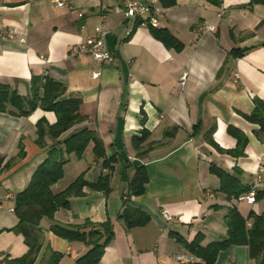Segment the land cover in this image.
<instances>
[{"label":"crops","instance_id":"obj_1","mask_svg":"<svg viewBox=\"0 0 264 264\" xmlns=\"http://www.w3.org/2000/svg\"><path fill=\"white\" fill-rule=\"evenodd\" d=\"M140 1L160 6L156 28L177 38L180 50L167 48L140 19L125 17L124 0H71L83 12L81 17L67 6H54L53 0H0V83L29 98L32 76L46 75L81 97L79 112L86 118L56 139L46 133L39 144L36 123L41 118L54 123L53 111L37 106L28 116L0 112V264L29 248L24 234L15 231L19 219L14 197L52 146L63 161V175L52 185L53 192L81 174L88 182L108 175L110 191L86 185L52 219L41 217L33 264L46 263L52 253L60 254L59 264H73L87 247L54 234L50 225L85 220H109L113 229L95 264H196L201 259L184 242L197 235L203 246L225 239L229 208L245 218L250 211H264L262 199L250 205L229 198L210 171L211 164L228 173L238 167L244 184L256 175L264 179V140L254 133L258 126L242 115L253 109L254 96L264 100V5H250V0H177L173 5ZM100 25L107 29L105 47L112 60L74 53ZM202 25L211 30L200 31ZM9 28L15 31L11 39L2 34ZM235 50L245 51L238 55ZM228 126L247 137L241 156L221 153L209 141L233 149L237 140ZM84 127L96 131L106 157L115 156L111 170L94 155L92 142L81 157L66 153L65 138ZM142 129L147 136L135 147L132 139ZM141 164L148 181L134 195L129 186ZM127 206L143 210L149 221L128 227L120 217ZM163 209L176 221H167ZM216 263L255 264L246 245L221 251Z\"/></svg>","mask_w":264,"mask_h":264},{"label":"trees","instance_id":"obj_2","mask_svg":"<svg viewBox=\"0 0 264 264\" xmlns=\"http://www.w3.org/2000/svg\"><path fill=\"white\" fill-rule=\"evenodd\" d=\"M163 5H173L177 0H160ZM264 5V0H250L252 4ZM264 24V21H261ZM152 35L160 40L167 48L180 50L182 43L177 40L170 32L165 29L156 28L148 25ZM264 45V43H262ZM245 50H235L234 53L241 55ZM31 95L29 98L19 95L8 85L0 83V112H8L16 116H28L37 106L44 110L53 111L56 121L49 124L44 118L37 121L38 143H43V136L47 133L56 139L62 133L70 129L74 124L83 121L84 115L80 114L79 108L82 103L81 97L73 92H67L66 86L46 75H35L31 78ZM67 94V97L63 95ZM254 107L250 113H242L243 117L258 128L254 131L259 140H264V100L258 96L252 98ZM228 132L237 140L233 149H223L218 146L213 139L209 138L210 143L218 151L229 153L233 156L244 154V147L247 137L233 126H228ZM139 137L134 136L132 143L135 147L141 145L147 136L144 129L141 130ZM93 143V153L96 157H102V165L111 170L115 156L106 157L105 148L102 140L96 131L84 127L63 141L66 153H73L76 157H81L87 149L88 144ZM20 155L23 151L20 149ZM3 157L0 156V163ZM63 161L57 158L56 147L48 149L46 158L35 168L30 181L22 192L16 193L14 197V212L19 219L15 231L24 234L25 242L29 246L27 252L19 258L7 260L5 264H33L36 254L40 248L38 225L41 217L53 218L54 213L59 208L69 206V197L83 193L84 186L92 189L102 190L105 193L110 191L109 176H100L96 182H88L81 175L72 181L65 189L53 192L52 185L63 175ZM210 171L214 172L219 178V189L226 193L229 198L238 197L243 192H247L253 183L244 184L239 179L240 169L234 168L232 173L225 172L214 164L210 165ZM144 165H137L134 176L130 182V190L134 195H139L144 191L148 181ZM256 186V199L264 200V179H260ZM120 217L126 220L127 226L143 225L149 221V216L140 208L127 206L124 208ZM248 219L251 220L247 224ZM227 236L220 241H213L207 245H201V235H197L191 242H184L186 248L202 262L196 264H217L218 254L232 245H246L250 258L255 264H264V211L255 213L250 211L248 216L243 217L238 209L229 208L226 215ZM51 231L69 241H81L87 250L78 256L73 264H95L104 251L105 246L113 235L112 225L109 220L104 223H94L85 220L81 224H68L61 226L53 223L50 225ZM60 254L52 253L48 261L44 264H59ZM43 264V263H40Z\"/></svg>","mask_w":264,"mask_h":264},{"label":"built area","instance_id":"obj_3","mask_svg":"<svg viewBox=\"0 0 264 264\" xmlns=\"http://www.w3.org/2000/svg\"><path fill=\"white\" fill-rule=\"evenodd\" d=\"M53 4L56 7L67 6L70 12L75 13L78 17L83 16V12L78 10L71 2V0H53ZM161 8L155 4H145L140 0H124L123 12L125 17L138 18L141 22L151 25L153 27L158 26V17L160 15ZM200 31L211 30L210 25H202L199 28ZM2 34L7 38L11 39L14 37L15 31L13 28L7 30H2ZM107 29L104 25L96 26V34L90 36L80 42L77 48L74 50V53L79 55H89L93 59L98 61H110L112 60L111 54L106 50L105 41H106ZM203 34V32H201ZM202 36V35H201ZM92 77H97V72H92ZM253 184L249 190L241 195H238V199L245 200L248 204L255 202L256 196V186L259 185L260 177L258 175L251 181ZM162 215L167 221H176V216L168 212L167 210H162ZM176 259L183 260L185 256L176 255ZM190 259V258H187Z\"/></svg>","mask_w":264,"mask_h":264}]
</instances>
